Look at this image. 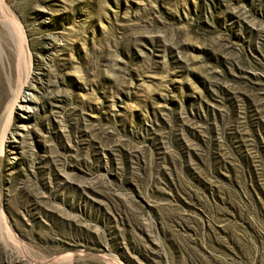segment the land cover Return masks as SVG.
I'll list each match as a JSON object with an SVG mask.
<instances>
[{"label": "rangeland", "instance_id": "obj_1", "mask_svg": "<svg viewBox=\"0 0 264 264\" xmlns=\"http://www.w3.org/2000/svg\"><path fill=\"white\" fill-rule=\"evenodd\" d=\"M0 264H264V0L0 1Z\"/></svg>", "mask_w": 264, "mask_h": 264}, {"label": "bare ground", "instance_id": "obj_2", "mask_svg": "<svg viewBox=\"0 0 264 264\" xmlns=\"http://www.w3.org/2000/svg\"><path fill=\"white\" fill-rule=\"evenodd\" d=\"M0 1H3V0H0ZM29 87H31V86L28 84V82L19 83V85H17V86L16 85L13 86L12 84H10V91H9L10 96H9V100L7 102V105L5 107L6 108L5 109V113H6L7 121L8 122L11 120L12 115H13L15 109L21 107V102H24V99H23L24 98V95H23V93ZM5 137H6V135L4 134L3 137H2V139L5 138Z\"/></svg>", "mask_w": 264, "mask_h": 264}]
</instances>
